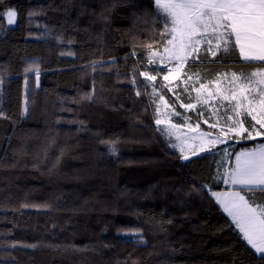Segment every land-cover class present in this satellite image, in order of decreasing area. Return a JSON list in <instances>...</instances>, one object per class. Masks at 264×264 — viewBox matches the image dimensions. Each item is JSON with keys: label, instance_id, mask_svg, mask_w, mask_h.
Segmentation results:
<instances>
[{"label": "trees", "instance_id": "1", "mask_svg": "<svg viewBox=\"0 0 264 264\" xmlns=\"http://www.w3.org/2000/svg\"><path fill=\"white\" fill-rule=\"evenodd\" d=\"M9 9L14 22L0 18V264H264L208 192L222 188L237 150L264 137L231 141L225 158L213 149L184 159L161 136L142 75L164 43L155 1L0 0ZM207 58L188 70L205 80L264 68L231 47Z\"/></svg>", "mask_w": 264, "mask_h": 264}, {"label": "snow or ice", "instance_id": "2", "mask_svg": "<svg viewBox=\"0 0 264 264\" xmlns=\"http://www.w3.org/2000/svg\"><path fill=\"white\" fill-rule=\"evenodd\" d=\"M155 4L157 11L162 13L170 24V27L165 25L164 33L161 34L164 52L168 54L169 61L177 62L175 69H159L169 71V75L163 77L165 81L170 79L172 71H176L179 76L180 65L186 64L189 59L198 60L202 51L201 45L205 44L208 47L203 51L213 57L221 50L228 52L231 47L239 49L244 61L264 62V0H155ZM4 15H7L9 24L14 22L15 10L9 9L6 14L0 12V18ZM2 27L0 24V28ZM213 40L216 42L215 48L212 47ZM160 58L164 59L163 56ZM142 75H145L148 81L156 79L147 72ZM195 75L200 77V73ZM217 76L222 77L229 85L224 91L218 89L213 94L221 106L237 116L250 117L255 121V124L250 125L251 131L243 126L242 121H236L240 126L230 127L229 131L247 139H253V133L255 136H264V132L260 131L264 129V70L252 71L247 76L243 73L237 76L233 72L230 79L227 73H218ZM187 79L191 80V76H187ZM253 84L256 85L255 88L251 87ZM204 87L205 85L201 84L200 88L195 89L197 103H208L207 99H200V90ZM224 101H227V104H224ZM182 106L194 109L191 103ZM156 123L159 125L161 121L157 119ZM256 125H259V128ZM244 133H247V137H244ZM217 142H220L219 137L208 141L212 146ZM204 150L201 146V151ZM193 154H196L195 151ZM183 158L188 159L187 156ZM230 182L252 186L250 190L253 192L257 186H264V144L256 150H245L236 154V165L232 170ZM261 191L264 192V187H261ZM255 203L254 196L246 200L239 192L232 193L224 200L225 211L236 221L247 243L264 258V204L253 206Z\"/></svg>", "mask_w": 264, "mask_h": 264}, {"label": "rangeland", "instance_id": "3", "mask_svg": "<svg viewBox=\"0 0 264 264\" xmlns=\"http://www.w3.org/2000/svg\"><path fill=\"white\" fill-rule=\"evenodd\" d=\"M155 1V0H154ZM8 12V11H7ZM6 12V13H7ZM6 17V23L8 22V17ZM12 24V23H11ZM170 27L169 21L167 23ZM10 25V24H9ZM215 40H213L212 47L215 48ZM208 46L201 45L202 53H205L203 49L207 48ZM200 52V53H201ZM155 53V55H152ZM199 53V54H200ZM218 53V52H217ZM208 55L207 60L214 59L210 53H206ZM167 55L164 52V47L158 51H153L150 54V57L146 61V66L148 69H156L151 70L148 72V75L155 76L157 82L161 85H165L166 89L171 94L172 98L175 100V103L178 108L175 109L172 104H170L161 94L158 88L155 87L154 81H148V87L150 91V95L155 103L156 107V120L159 119L161 123L158 125L157 128L161 136H163L169 144L178 150L182 158L184 156L191 157L193 156V151L196 154L202 153L204 151H211L215 149L218 153H220L224 158L227 156L228 147L226 145H230L229 143L233 141V143L243 140H250L247 138H241L236 134V132H230V127L238 128L240 124L235 123L236 121H242L243 126L248 128L251 131V124H255V121H252L250 117L245 118L244 116H237L233 114L231 111H227L225 107H222L219 100L215 95H213L218 89L220 91H224L226 88L229 87L226 80H223L222 77L214 75L210 79H203L200 75L198 78L195 73H199L198 71L191 72L188 70V64L190 63H200V59L193 61L189 59L186 64L180 65L179 76H177L176 71H172L170 75V79L165 81L163 77L165 75H169V71H159V69H175L177 62L175 60L169 61L167 59ZM163 56L164 59L160 57ZM264 70V68H256L252 71L256 70ZM252 71L247 72L248 74ZM220 73H227L228 78H231L232 71H224ZM187 74V75H185ZM239 76L241 73H236ZM248 74H245L247 76ZM187 76H191V80L187 79ZM219 81V82H218ZM204 84L205 87L200 90V99L204 100L207 99V104H200L197 103V91L195 89L200 88V85ZM247 86V85H246ZM251 87L255 88L256 85L253 84ZM186 90V91H185ZM225 94H227L225 92ZM189 96L191 99H189ZM163 97V99H161ZM191 103L194 105V109H188L182 105H187ZM224 104H227V101H224ZM227 111V115H225ZM179 113V115H177ZM202 113V115H201ZM231 117V119H228ZM180 120L177 121V119ZM207 121V123H205ZM199 122L203 123L205 126H208L210 130H203L197 125ZM215 124L216 127H211V125ZM200 125V124H199ZM259 128V125H256ZM260 131L264 132V129H260ZM208 134V135H204ZM254 138L256 139L261 136H255L253 133ZM219 137L220 142H217L215 146H212L208 143L209 140L215 139ZM244 137H247V133H244ZM225 145L223 148L219 149L216 148L219 145ZM201 146L205 148L204 151H201ZM181 148L183 151H181ZM227 151V153H226ZM215 152V153H217ZM222 152V153H221ZM195 154V155H196ZM226 162V161H225ZM227 163L223 164V167ZM229 169V168H228ZM225 168V172L229 174V171ZM224 193L220 192L219 194L212 195L213 198L225 200Z\"/></svg>", "mask_w": 264, "mask_h": 264}, {"label": "crops", "instance_id": "4", "mask_svg": "<svg viewBox=\"0 0 264 264\" xmlns=\"http://www.w3.org/2000/svg\"><path fill=\"white\" fill-rule=\"evenodd\" d=\"M233 41H234V38H233ZM236 49H237L238 56L241 59V61L248 62V61H244L242 59V57L240 55V52H239V49L238 48H236ZM254 62H260V61H254ZM260 63H264V62H260ZM249 71H252V70H248V71H238V72H235V73H243V74L245 73V74H248L247 72H249ZM262 137H264V136H261V137H258V138H262ZM261 144H264V142L257 143L255 145H252V146H249V147H245V148H241V149L237 150L234 153V156H233V158L231 160V166L228 169L229 174H227V172H225V171L223 173V176H222V188L219 189V190H209L208 191L209 192V195L211 196V198L219 206V208L221 209V211L227 216V218L229 219V221L231 222V224L235 228H237L239 231H240V228L236 224V221L233 219V217L231 215H229V213L227 211H225L224 200H221L220 198L219 199H217V198L214 199L212 195H213V193L219 194L220 192H222V193L226 194V195H224V197L227 198L232 193L239 192V194L242 195V196H244L246 200H249L250 197L254 196L255 197V200H256V203L253 206H259V205L264 204V192L261 191V187H264V186H257L255 188V191L253 192V191L250 190L252 186H245V185H240V184H232L230 182V177H231V174H232V170L235 168V165H236V154L237 153H240V152H243L245 150H247V151L256 150V149L259 148V146ZM240 233H241L242 237L244 238L243 233L241 231H240ZM245 241L247 242L246 239H245Z\"/></svg>", "mask_w": 264, "mask_h": 264}]
</instances>
